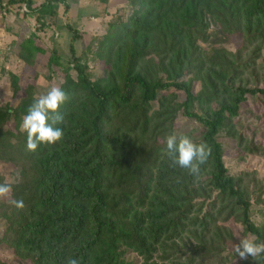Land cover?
I'll return each mask as SVG.
<instances>
[{"label":"trees","instance_id":"16d2710c","mask_svg":"<svg viewBox=\"0 0 264 264\" xmlns=\"http://www.w3.org/2000/svg\"><path fill=\"white\" fill-rule=\"evenodd\" d=\"M67 1L34 8L32 0H0V7L26 6L45 27ZM69 30L68 63L56 51L48 63L65 75L69 99L63 123L54 125L64 129L63 140L27 150L20 123L37 99L32 89L0 110V183H12L11 198L25 204L17 210L0 199V223L8 225L2 244L18 264H65L68 257L80 264H227L235 238L224 222L232 218L264 242L251 220L250 175L229 174L220 142L250 97L264 99V0H128L96 40L95 69L75 50L83 34ZM235 37L241 45L234 50ZM20 49L29 66L45 53L31 39ZM179 116L196 127L176 131ZM172 133L210 146L198 179L167 154ZM7 163L14 181L2 171ZM242 264H264V254Z\"/></svg>","mask_w":264,"mask_h":264},{"label":"rangeland","instance_id":"374dc122","mask_svg":"<svg viewBox=\"0 0 264 264\" xmlns=\"http://www.w3.org/2000/svg\"><path fill=\"white\" fill-rule=\"evenodd\" d=\"M32 1L34 8L45 2ZM127 6L128 0H68L66 5L58 6L57 22L48 23L45 27L38 22L36 13H24L20 6L6 10L0 7V110L5 112L9 107L16 106L28 90L35 91V97L38 99L50 88L62 87L65 75L52 70L48 63L53 51L57 52L64 64L68 63L73 36L70 28L83 34V39L75 45V50L78 54L85 52L90 68L95 69L96 40L105 36L109 23L118 15H122ZM25 39L33 40L35 46L45 50L44 54H36L35 66L27 65L20 58V45ZM240 45L241 39L235 37L231 48L235 50ZM17 87L20 91L14 95V89ZM199 89L200 85L196 83L194 93ZM240 113L241 116L231 120L230 127L221 132L220 142L225 151L224 161L229 174L238 179L245 177V174L250 175L248 184L253 193L251 220L264 234V190L261 194L258 193L260 188L264 189V99L250 97ZM175 122L178 132H188L196 127L183 116H179ZM11 128L15 129V125L11 124ZM250 149H258L260 154H252ZM2 171L6 175L11 174L10 179L14 181L10 164L2 165ZM224 224L235 238L228 248L232 257L227 264H242L245 260L235 256L234 244H238L241 238L249 234L234 218ZM7 226L5 221H1L0 264H18L20 260L16 259V255L7 245L2 244L7 236ZM195 243L197 242L193 240V245L196 246ZM27 264H30V261H27Z\"/></svg>","mask_w":264,"mask_h":264},{"label":"clouds","instance_id":"9594fccd","mask_svg":"<svg viewBox=\"0 0 264 264\" xmlns=\"http://www.w3.org/2000/svg\"><path fill=\"white\" fill-rule=\"evenodd\" d=\"M69 99L68 93L61 86L50 88L46 94L41 95L29 106L27 113L22 117L20 131L26 133V148L35 153L41 145H55L63 140L64 129L54 125L63 123L61 106ZM55 119H51L52 116ZM166 152L175 165L187 170V173L195 179L201 175V166L206 163L211 152L210 146L205 142H195L187 134L176 133L165 137ZM13 184L4 181L0 183V199L9 200L17 210H23L24 200L11 198ZM235 255L241 260H254L264 254V242H257L252 235L245 236L234 244ZM65 264H80L75 257H68Z\"/></svg>","mask_w":264,"mask_h":264},{"label":"built area","instance_id":"2783aa9c","mask_svg":"<svg viewBox=\"0 0 264 264\" xmlns=\"http://www.w3.org/2000/svg\"><path fill=\"white\" fill-rule=\"evenodd\" d=\"M23 12H24V13H25V12H28V9H27L26 6H24V8H23Z\"/></svg>","mask_w":264,"mask_h":264}]
</instances>
